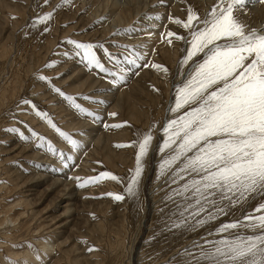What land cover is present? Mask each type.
<instances>
[{
  "label": "rangeland",
  "instance_id": "1",
  "mask_svg": "<svg viewBox=\"0 0 264 264\" xmlns=\"http://www.w3.org/2000/svg\"><path fill=\"white\" fill-rule=\"evenodd\" d=\"M61 3L0 0V264H183L184 249L204 237L223 238L227 234L207 233L264 202L258 193L204 227L170 228L175 203L165 197L177 185L168 182L171 173L158 178V148L172 118L168 109L193 61L203 59L200 53L182 66L190 45L167 33L190 39L174 21H186L189 10L202 19L218 0H71L58 8ZM48 12L53 13L50 21L33 23ZM235 14L248 29H264V4L258 0H248ZM69 39L103 45L119 65L103 49L94 51L116 75L88 67L83 54L66 43ZM137 56L135 65L125 61ZM23 100L47 113L78 147L73 149ZM183 111L187 108L177 115ZM33 131L51 141L64 159L38 148ZM148 132L153 140L138 189L130 195L126 188L138 152L134 142ZM104 172L119 180L101 177L79 187L73 179Z\"/></svg>",
  "mask_w": 264,
  "mask_h": 264
},
{
  "label": "snow or ice",
  "instance_id": "2",
  "mask_svg": "<svg viewBox=\"0 0 264 264\" xmlns=\"http://www.w3.org/2000/svg\"><path fill=\"white\" fill-rule=\"evenodd\" d=\"M44 2L48 3V0ZM247 2L218 0L217 5L202 19L189 10L186 21L176 19L174 22L189 31L190 39L167 33V36H175L190 45L180 61L182 66L203 53L202 62L193 61L194 67L176 89L174 105L168 109L172 118L163 127L164 138L158 148L161 154L158 178L171 173L168 182L177 185L165 197L166 201L175 203V212L169 218L170 228L196 230L227 215L226 209L242 205L258 193L264 194V29L250 30L236 16L235 13ZM258 2L264 4V0ZM70 4L71 0H62L57 7ZM52 17L53 13L48 12L33 23L44 24ZM66 43L74 46L77 55L83 54L88 67L116 75L105 67L94 51L103 49L105 56L119 65L120 61L103 45L71 39ZM137 59L139 56L132 59L125 57V61L132 65ZM120 71L123 72V69ZM119 78L123 79V76ZM39 79L51 84L45 76ZM53 91L73 101L55 86ZM22 103L31 105L41 119H47L48 124L73 149L78 147V142L60 130L47 113L36 109L30 100H23ZM73 106L87 112L74 101ZM185 108L187 111L177 115ZM6 131L17 133L25 141L29 139L17 128ZM32 136L38 141V148H46L48 153L64 159L63 153L51 141L35 131ZM152 140L153 135L148 132L134 142L138 152L134 175L126 188L130 195L138 189L143 172L142 162L149 153ZM101 177L119 180L108 172L98 177L73 179L79 182V187H84L98 182ZM114 198L118 201L124 199L122 195H115ZM235 230L252 234H238ZM214 234L227 235L214 240L204 237L203 243L194 242L181 253L183 264H264V202L243 213L238 220L219 224L207 236Z\"/></svg>",
  "mask_w": 264,
  "mask_h": 264
},
{
  "label": "bare ground",
  "instance_id": "3",
  "mask_svg": "<svg viewBox=\"0 0 264 264\" xmlns=\"http://www.w3.org/2000/svg\"><path fill=\"white\" fill-rule=\"evenodd\" d=\"M58 219V218H57ZM69 222V221H68ZM58 223V222H57ZM59 223H60V221H59ZM65 225V224H64ZM63 226V225H62ZM60 227V226H59ZM69 228V227H68ZM66 229V228H65ZM15 230V229H14ZM12 232H13V230H12ZM6 233H8V232H6ZM6 233H4V234H6ZM11 233V232H10ZM6 236V235H5ZM7 237V236H6ZM47 256V255H46ZM26 264V263H25Z\"/></svg>",
  "mask_w": 264,
  "mask_h": 264
}]
</instances>
